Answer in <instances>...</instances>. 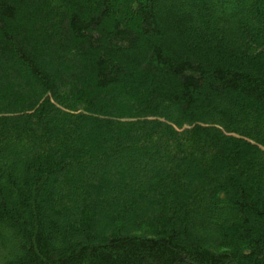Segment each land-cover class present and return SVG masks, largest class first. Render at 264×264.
<instances>
[{
    "label": "trees",
    "instance_id": "16d2710c",
    "mask_svg": "<svg viewBox=\"0 0 264 264\" xmlns=\"http://www.w3.org/2000/svg\"><path fill=\"white\" fill-rule=\"evenodd\" d=\"M0 264H264V0H0Z\"/></svg>",
    "mask_w": 264,
    "mask_h": 264
},
{
    "label": "rangeland",
    "instance_id": "374dc122",
    "mask_svg": "<svg viewBox=\"0 0 264 264\" xmlns=\"http://www.w3.org/2000/svg\"><path fill=\"white\" fill-rule=\"evenodd\" d=\"M133 144H126V151L124 152V154H122L121 159L119 160L120 163L116 162L115 160H113V166L112 164H102L100 167L94 166V165H90L89 164V158L85 159V161H82L81 163H77L75 164L71 169L70 172H67L65 174V178L70 179L73 175H75L76 173L81 174V176H79L81 183H83L84 185H86L87 187L91 186V189L95 186H97L98 182L96 180L97 177H100L98 174L96 176H92L90 173L96 171L98 169V171L103 172L104 174H113L114 170H119V168H121L120 165H123V162L125 161H130L131 159L137 160L138 158L136 157L137 155L131 151H129V149L133 148ZM134 149V148H133ZM139 161V160H137ZM139 163V162H137ZM104 166H107V168L105 169ZM194 168H196V170H198V173H201V168H199L197 165H194ZM104 169V170H103ZM93 186V187H92ZM90 189V188H88ZM108 191L110 192V190L108 189ZM127 197L126 196H116L115 198V202L114 205L111 206V210L112 211H117V207L119 205V203H126L127 202ZM111 210H109L111 213ZM72 218H69L68 221H70ZM65 220V219H64ZM204 234H208L207 230H204Z\"/></svg>",
    "mask_w": 264,
    "mask_h": 264
}]
</instances>
